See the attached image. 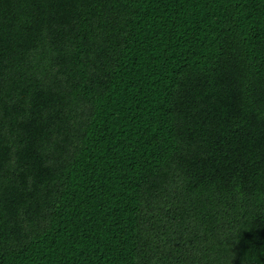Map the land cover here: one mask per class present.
<instances>
[{
    "label": "trees",
    "instance_id": "trees-1",
    "mask_svg": "<svg viewBox=\"0 0 264 264\" xmlns=\"http://www.w3.org/2000/svg\"><path fill=\"white\" fill-rule=\"evenodd\" d=\"M0 264H264V0H0Z\"/></svg>",
    "mask_w": 264,
    "mask_h": 264
}]
</instances>
